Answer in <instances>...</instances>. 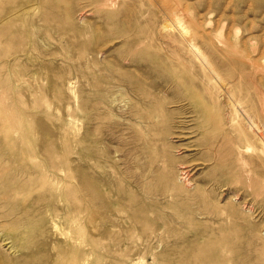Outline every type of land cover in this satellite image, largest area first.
Returning a JSON list of instances; mask_svg holds the SVG:
<instances>
[{"label":"rangeland","instance_id":"obj_1","mask_svg":"<svg viewBox=\"0 0 264 264\" xmlns=\"http://www.w3.org/2000/svg\"><path fill=\"white\" fill-rule=\"evenodd\" d=\"M0 264H264V0H0Z\"/></svg>","mask_w":264,"mask_h":264},{"label":"bare ground","instance_id":"obj_2","mask_svg":"<svg viewBox=\"0 0 264 264\" xmlns=\"http://www.w3.org/2000/svg\"><path fill=\"white\" fill-rule=\"evenodd\" d=\"M262 106V105H261ZM260 110H262V109H260ZM228 137V136H227ZM225 141V140H224ZM225 143V142H224ZM220 145V144H219ZM215 146V145H214ZM227 146V145H226ZM217 147V146H216ZM220 147H221V145H220ZM244 147V146H243ZM246 148H247V146H246ZM235 152L237 153V155H240V151H239V149H238V147L235 145ZM184 165V164H183ZM181 166V165H180ZM180 170H181V168H180ZM180 172V171H179ZM186 172H187V169H184V168H182V170H181V174L182 175H186ZM189 172V171H188ZM179 174V173H178ZM180 175V174H179ZM184 180V179H183ZM218 252V251H217Z\"/></svg>","mask_w":264,"mask_h":264}]
</instances>
